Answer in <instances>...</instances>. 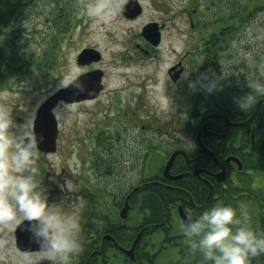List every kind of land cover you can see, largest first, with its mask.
I'll list each match as a JSON object with an SVG mask.
<instances>
[{"label": "rangeland", "instance_id": "obj_1", "mask_svg": "<svg viewBox=\"0 0 264 264\" xmlns=\"http://www.w3.org/2000/svg\"><path fill=\"white\" fill-rule=\"evenodd\" d=\"M3 1L0 0V11H3L1 17L6 21V29L0 34V110L10 112L15 125H25L33 130L37 109L61 88V81L71 82L83 73L84 68L77 64V56L83 48L94 47L102 54L100 66L107 73L105 90L95 100L80 104L59 103L55 107L59 114L55 117L59 128L56 152L45 154L37 150L39 173L36 180L40 189L47 196L49 204H54L63 215L74 217L80 226L86 209L81 196L89 191L88 188L94 194L97 192L99 175L102 178L100 185L105 186L107 195L114 198L116 192H123L130 185H135L138 175L146 174L144 163L129 162L133 160L131 151L139 147V144H135L133 131H122V142L108 145L109 148L104 151V136L107 141V137L118 128L113 124L104 125L103 118L110 113L105 109L106 104L116 106L133 96H140L152 112L161 116L172 113L178 106L183 107L182 97L168 103L165 94V71L174 57L172 55L169 60L170 48H181L179 29L189 31L188 24L186 27L179 18L182 7L186 5L190 13L198 11L196 15L207 12L219 18H226L229 14L238 17L241 12V21L244 15L241 6L245 4L243 1L249 0H207L212 1L211 5L194 0L193 6L190 0H138L142 12L135 19H127L123 15L127 0H103L101 3L107 5L110 16L107 23H96L85 15L87 6L96 0H31L28 4L27 0H9L12 4L22 3L26 6L22 9L3 6ZM207 7H213V10L210 12ZM258 16L255 23H260L259 30L254 33L248 31L246 46H238L235 42L237 47H234H239L234 50L235 55L238 53L234 57V66L241 65V53H251L255 65L247 69L224 71L225 75L233 72L238 75L223 79L234 83L233 86L237 88L242 86L244 79L241 76H246L247 81L260 80L254 76L248 77L247 73L250 68L256 69L260 64L264 67V13ZM151 21L164 25L161 28L157 24L158 31L164 30L162 52L152 58L142 56L144 41L140 34ZM190 32L196 30L190 29ZM250 73L255 74L253 70ZM168 93L172 98L178 94L175 86L170 87ZM239 96L242 95L221 92L219 99L220 102L235 103L233 98ZM189 99L187 94V105H190ZM18 130V127L10 129L14 133ZM153 138L158 145L156 137ZM263 138L264 129H261L255 139L261 141ZM95 165L97 167L93 168ZM101 167L102 170H99ZM153 167L156 173L157 164ZM79 182L82 189L77 187ZM90 201V215L98 218L99 201L94 195ZM105 210L107 215L118 217L113 206L109 205ZM136 211L135 207L127 219L138 221ZM14 231L11 227L0 228V264H25L31 258L29 253L17 248ZM87 234L86 227L80 226L78 236L82 245Z\"/></svg>", "mask_w": 264, "mask_h": 264}, {"label": "flooded vegetation", "instance_id": "obj_2", "mask_svg": "<svg viewBox=\"0 0 264 264\" xmlns=\"http://www.w3.org/2000/svg\"><path fill=\"white\" fill-rule=\"evenodd\" d=\"M29 1L31 0H27V4ZM211 2L200 1L205 5H211ZM243 2L245 4H242L241 10L243 9L242 14L244 15L241 21L239 19L241 12L238 17L229 14L226 18H219L218 15L214 16L212 13H201L200 11L196 15L198 11L193 10L195 16L189 12L186 5L182 7L179 18L186 27L188 24L189 31L179 29L177 32L179 42L182 44L181 48L180 46L179 50L170 48L169 60L172 55L174 57L165 71L167 78L165 94L168 103L180 100L182 97L183 107L178 106L173 109L172 113L161 116L152 112L140 96H133L126 99L124 104L119 103L116 106L106 104L105 109L110 113H106L103 118L104 125L113 124L115 128L117 126L118 128L110 134V137H107V141L104 136V144H102L104 151L109 148L108 145L122 142L120 140L122 131H133L135 144H139V147L131 151L133 160H129V162L144 163L146 174L141 177L138 175L134 182L135 185H130L123 192H116L114 198L107 195L105 186L100 185L102 178L99 175L97 192L94 194L92 189L88 188L89 191L81 196L85 200L86 209L82 215L84 221L80 226H85L88 234L83 241L82 252L77 258L76 264H93L94 260H97L96 264H106L107 244L112 245L116 250H119L118 247L124 248L115 238L114 240L105 238L108 234L107 229L121 232L122 224L119 221L121 220L119 218L121 209L126 200L129 205L127 215L135 207L137 208L134 202L138 199L139 194L142 195V190L145 187L148 188V195H153L155 186L177 194H173V197L177 196L176 198L180 200L174 205L167 206L164 212H161L166 220V227L172 230L176 237H181L179 234L181 223L178 214L179 207L187 216L196 217L220 200L225 202L229 198L245 197L247 191L264 187V174L257 167L256 162L261 141L255 139L259 131L257 121L260 120V117H264V103L260 102L262 98L248 112L241 111L235 103L220 102L219 94L221 92L230 95L247 93L248 91L243 89L238 90L246 85V76H241L244 80L241 82L242 86L238 88L233 86L234 83L223 80L220 81L221 87L212 92H208L202 86L208 82L203 80L201 75L203 73L211 78L212 72L219 76L223 69L228 72L229 69L238 70L249 67L244 60H239L240 66H234V57L238 56V53L235 55L234 50H238L239 47L234 48L233 45L237 42L238 46H246L248 31L251 30L254 33L259 30L260 23L255 22L258 15L264 13V3L262 0ZM1 3L10 8L20 7L22 9L26 7L22 3L14 6L9 0ZM193 3L194 0H190L192 6ZM249 5H251L250 8H248ZM211 10L213 7L209 11L211 12ZM2 13L3 11H0V20L4 22V26L0 25V34L6 29V21L2 20ZM140 14L133 18L123 15L127 19H135ZM236 18L237 22L235 23ZM149 24H156V27L158 24L161 28L164 27L162 23L155 21H151ZM243 25H246V28H243ZM190 29H195L196 32H190ZM160 30L157 43L147 40L142 32L140 33L144 41L141 49L142 56L152 58L160 55L164 37V30ZM102 62L101 57L97 63L81 65L77 62V64L84 68L82 74L96 69L101 70L102 91H104L107 73L100 66ZM254 69L250 68L247 76L264 80L263 65L260 64ZM252 70L255 72L254 75L250 73ZM228 83L232 85H228ZM188 84L189 86H187ZM193 84L195 87H192ZM172 86H175L178 93V96L173 98L168 93ZM187 94H189L190 105L186 103ZM87 101L91 100L73 104ZM153 136L156 137L158 145H156ZM181 152H184L186 156ZM174 153L177 154L169 174L165 175L164 169ZM156 164L158 171L155 173L153 166ZM96 167V165L93 166V168ZM99 170H102V167ZM77 187L82 189V184L79 182ZM93 195L99 201L98 218L90 215L92 206L90 200ZM109 205L113 206V211L118 212V217H116L117 215H107L105 208ZM108 217L112 219L109 227ZM158 226V224L152 225L156 229ZM139 231H142L143 234L144 228ZM129 248L130 246L124 249ZM28 253L31 255L30 260L35 258L42 262L40 264H49L41 250Z\"/></svg>", "mask_w": 264, "mask_h": 264}, {"label": "clouds", "instance_id": "obj_3", "mask_svg": "<svg viewBox=\"0 0 264 264\" xmlns=\"http://www.w3.org/2000/svg\"><path fill=\"white\" fill-rule=\"evenodd\" d=\"M85 15L96 23L110 20L107 5L102 3L89 4ZM233 46L237 47L235 43ZM241 58L250 67L255 65L251 53H241ZM233 74L238 77L235 72L229 75ZM201 75L208 81L202 85L208 92L221 87L220 81L229 76L224 69L219 76L214 72L211 78L206 73ZM69 83L61 81L60 87ZM245 84L250 91L233 99L241 111L248 112L264 97V80H248ZM72 86L81 92L85 90L80 83ZM52 114L59 115L55 108ZM14 127L19 129L15 133L10 131ZM43 140L42 135L38 137L25 125H15L10 112L0 110V228L26 232L49 264H74L82 252L79 223L49 204L36 180L38 143ZM180 231L190 250L198 252L204 264H251L252 258L264 255V234L254 231L249 217H238L230 205L218 203L196 217L189 215L181 221Z\"/></svg>", "mask_w": 264, "mask_h": 264}, {"label": "trees", "instance_id": "obj_4", "mask_svg": "<svg viewBox=\"0 0 264 264\" xmlns=\"http://www.w3.org/2000/svg\"><path fill=\"white\" fill-rule=\"evenodd\" d=\"M18 4L13 5L17 6ZM1 22L0 25L3 27L4 22ZM242 89L246 92L250 91L246 85ZM257 122L259 123L258 129L263 130L264 117H260ZM256 162L257 167L264 174V138L260 142ZM147 191L148 188L145 187L142 190V195L139 194L138 199L134 202L137 205L138 221L118 219L122 224L121 232L107 229V233L111 234L120 245L128 247L138 230L144 228L141 242L135 250L134 260H130L112 245L107 244L106 264H204L201 255L190 250L180 229L181 237L174 236L172 230L166 227V220L161 215L167 206L174 205L180 200L176 198L177 196L173 197V194L176 193L157 186L153 188V195H148ZM218 203L233 207L238 217L246 214L253 230L258 234H264V187L247 191L245 197L237 196L233 199L229 198L225 202L220 200L216 204ZM107 221L109 227L112 219L108 217ZM153 224L159 225L157 229L152 227ZM96 263H98L97 260H94L93 264ZM253 264H264V255L254 257Z\"/></svg>", "mask_w": 264, "mask_h": 264}, {"label": "water", "instance_id": "obj_5", "mask_svg": "<svg viewBox=\"0 0 264 264\" xmlns=\"http://www.w3.org/2000/svg\"><path fill=\"white\" fill-rule=\"evenodd\" d=\"M123 13L126 17L133 18L141 13V7L138 5L136 0H128L124 7ZM142 35L147 40L157 43L159 31L156 27V24H147L146 26H144L142 30ZM100 59V52L94 48L83 49L77 57L78 64L81 65L90 64L92 62H98ZM73 83L82 84L85 90L83 92L78 91L72 86ZM102 89V72L100 70H93L83 75H80L72 82H70L67 87L60 88L52 95H50L37 109L35 120L33 122V130L37 133V136L39 137V135H42L44 137V140L38 143L37 150L45 154L56 152V142L59 129L57 120L52 114V110L58 105L59 102L70 104L87 99H94L98 96ZM260 102L264 103V97H262ZM176 154L177 153H174L167 162V165L164 169L165 175L169 174V170ZM181 154L185 155L184 152H181ZM128 209L129 205L126 200L124 207L120 211V218H127ZM178 213L182 221H184L188 217L184 214L180 207L178 209ZM14 235L16 246L20 251H40V249H38L36 245L30 241L26 232H23L19 229H15ZM141 235L142 231L138 233L129 249L118 247L132 260H134V250L141 238ZM105 238L109 240L113 239L111 235H106ZM40 263L42 262L38 261V259L31 260V264ZM251 264H253V258L251 259Z\"/></svg>", "mask_w": 264, "mask_h": 264}, {"label": "bare ground", "instance_id": "obj_6", "mask_svg": "<svg viewBox=\"0 0 264 264\" xmlns=\"http://www.w3.org/2000/svg\"><path fill=\"white\" fill-rule=\"evenodd\" d=\"M103 0H96L95 3H101Z\"/></svg>", "mask_w": 264, "mask_h": 264}]
</instances>
